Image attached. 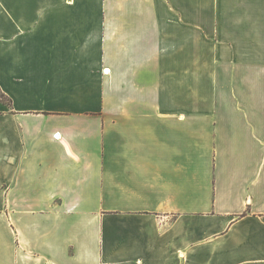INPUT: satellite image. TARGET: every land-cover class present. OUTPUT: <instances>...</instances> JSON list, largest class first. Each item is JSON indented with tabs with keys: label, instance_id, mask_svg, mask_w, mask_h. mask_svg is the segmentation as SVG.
Here are the masks:
<instances>
[{
	"label": "crops",
	"instance_id": "1",
	"mask_svg": "<svg viewBox=\"0 0 264 264\" xmlns=\"http://www.w3.org/2000/svg\"><path fill=\"white\" fill-rule=\"evenodd\" d=\"M0 91V264H264V0H0Z\"/></svg>",
	"mask_w": 264,
	"mask_h": 264
},
{
	"label": "rangeland",
	"instance_id": "2",
	"mask_svg": "<svg viewBox=\"0 0 264 264\" xmlns=\"http://www.w3.org/2000/svg\"><path fill=\"white\" fill-rule=\"evenodd\" d=\"M196 73H202L206 77H208V73H210V67L205 66V67H199L196 66ZM205 77V78H206ZM210 81L205 80V81H196V90H198V95H196V104H205L206 101L208 100L206 98V94L210 91Z\"/></svg>",
	"mask_w": 264,
	"mask_h": 264
},
{
	"label": "trees",
	"instance_id": "3",
	"mask_svg": "<svg viewBox=\"0 0 264 264\" xmlns=\"http://www.w3.org/2000/svg\"><path fill=\"white\" fill-rule=\"evenodd\" d=\"M0 99L3 101H6L7 98L4 96V94L0 91Z\"/></svg>",
	"mask_w": 264,
	"mask_h": 264
}]
</instances>
